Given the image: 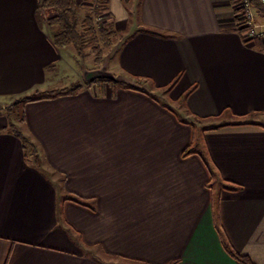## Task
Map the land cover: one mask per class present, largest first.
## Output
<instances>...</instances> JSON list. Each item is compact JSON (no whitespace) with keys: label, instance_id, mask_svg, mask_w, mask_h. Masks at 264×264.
I'll list each match as a JSON object with an SVG mask.
<instances>
[{"label":"crops","instance_id":"obj_1","mask_svg":"<svg viewBox=\"0 0 264 264\" xmlns=\"http://www.w3.org/2000/svg\"><path fill=\"white\" fill-rule=\"evenodd\" d=\"M41 2L0 0V98L47 91L71 67ZM238 3L110 0L124 38L114 67L81 80L134 88L93 77L25 104L17 130L33 151L0 113V264H108L89 249L241 264L234 250L264 264V42L236 29ZM177 78L169 98L184 97L185 115L154 96Z\"/></svg>","mask_w":264,"mask_h":264},{"label":"trees","instance_id":"obj_2","mask_svg":"<svg viewBox=\"0 0 264 264\" xmlns=\"http://www.w3.org/2000/svg\"><path fill=\"white\" fill-rule=\"evenodd\" d=\"M254 3L259 10H264L263 5L256 1H254ZM83 4L89 5L90 11L82 20H79L78 10L81 5L77 3V0H42L41 2L42 7L52 8L56 12L55 16L50 18L47 22L56 47L59 49L74 47L78 54L82 57L85 55V49L90 48L96 55V63L100 65L105 51L113 47V39L116 38V35L118 34V31L115 28V22L113 21L110 12V0H83ZM100 17H107L109 19V23H100V26H98L99 24H96V19ZM177 81L178 78L171 83V86L176 84ZM95 82H99L103 89L107 85H111L113 92L118 86L134 88L111 77H101ZM79 89H81V86H78L77 89H71L70 93H76ZM36 94L37 92L34 95L26 96L18 101V103L27 104L52 97L57 93L55 91H50L47 95L37 96ZM21 121H24L23 117ZM224 126L227 125L224 124L213 129H218ZM11 130L17 133V135L21 138L25 145V150H29L30 148V150L33 151V147H29L31 145H29L28 140L19 133L14 123H11ZM188 153V151H185L184 154L186 155ZM67 199L80 203V199L75 196ZM229 252L231 256H233V258L238 260L241 264H253L249 257L241 255L234 250H229Z\"/></svg>","mask_w":264,"mask_h":264},{"label":"rangeland","instance_id":"obj_3","mask_svg":"<svg viewBox=\"0 0 264 264\" xmlns=\"http://www.w3.org/2000/svg\"><path fill=\"white\" fill-rule=\"evenodd\" d=\"M239 4V3H238ZM83 7V8H82ZM90 11V6L89 5H84L82 4L81 7L78 10V19L82 20L86 14ZM236 18V16H235ZM107 24L109 23V19L107 17H100L96 19V24ZM116 28V27H115ZM117 29V28H116ZM118 34L116 35V38H114V45L111 49L106 50L104 55H103V60L100 65L96 63V55L91 51L90 48L85 49V55L84 57L80 56L77 52V50L74 47H69L67 49L68 52L71 53V62L70 65L71 67H65L64 70V75L58 76V80H56L55 85H50L51 88L49 90L45 91H35L33 94L34 95L37 92V96L40 95H47L48 92L50 91H55L57 94L63 93L64 91H70L71 89H77L78 86H89L91 85V80L93 77H90L88 75V82L82 81L81 78L83 79V71H96V70H101V72L109 71L111 70L110 67L114 64V59L116 57V53L119 49V45L121 44L123 38V33L117 29ZM114 66H112L113 69ZM80 76V79H76L77 77ZM96 77H94L95 79ZM54 79L53 72H49L46 77V82L51 83ZM93 80V79H92ZM83 83H82V82ZM96 81V80H95ZM93 81L99 88L101 87V84L99 82ZM71 83V84H70ZM149 88H151L150 84H147ZM176 84L171 86H167L166 88H161V89H155V97L165 101L167 104H170L172 107L176 108L181 114L185 113V106H184V97L180 98V100H173L169 98V91L174 88ZM49 86V87H50ZM101 89V88H100ZM153 89V88H151ZM52 94V93H51ZM22 98H13V99H3L0 98V113L8 115L10 119L13 120L14 125L18 130H22L24 126L22 125V117L24 115L23 113V107L25 104L23 103H18ZM187 114V113H185ZM184 114V115H185ZM24 118V117H23ZM261 121H264V118H260ZM198 144V140L196 142ZM63 192L59 191V194L61 195ZM89 255L96 256L98 259L103 261L104 263L108 264H139V263H131V262H124L120 259L113 258L108 256L107 254L102 253L99 249H89L87 252Z\"/></svg>","mask_w":264,"mask_h":264},{"label":"built area","instance_id":"obj_4","mask_svg":"<svg viewBox=\"0 0 264 264\" xmlns=\"http://www.w3.org/2000/svg\"><path fill=\"white\" fill-rule=\"evenodd\" d=\"M264 6V0H254ZM253 0H239L236 13V29L247 41L259 39L264 42V22L257 21V9Z\"/></svg>","mask_w":264,"mask_h":264},{"label":"water","instance_id":"obj_5","mask_svg":"<svg viewBox=\"0 0 264 264\" xmlns=\"http://www.w3.org/2000/svg\"><path fill=\"white\" fill-rule=\"evenodd\" d=\"M103 74L100 72H92L91 74H89L90 77H101Z\"/></svg>","mask_w":264,"mask_h":264}]
</instances>
